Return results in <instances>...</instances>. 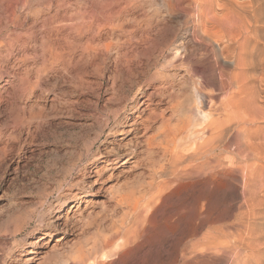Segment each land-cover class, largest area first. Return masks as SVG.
Listing matches in <instances>:
<instances>
[{
	"label": "bare ground",
	"instance_id": "bare-ground-1",
	"mask_svg": "<svg viewBox=\"0 0 264 264\" xmlns=\"http://www.w3.org/2000/svg\"><path fill=\"white\" fill-rule=\"evenodd\" d=\"M107 1L83 0L81 7L85 10L65 14L66 23L53 27L58 33L66 30L62 42L55 51L47 46L51 59L44 61L33 76L34 81L28 74L23 76L27 85L20 87L15 96L18 101L24 96L30 97V91L39 83H50L48 79L54 78L57 65L62 64L65 70L75 66L80 73L107 63L109 53L119 46L103 39V34L117 27L125 31L124 22H120L122 14L107 12ZM188 1L194 3L191 6L194 10L185 14L191 24L184 37L163 39L162 31L152 28L148 14L125 18L133 24L129 31L131 38L135 31H141L136 39L140 47H133L129 54L114 51L111 59L115 73L125 72L127 77L137 81L138 90H142L148 85L145 77L149 68L157 66L161 56L172 47L174 55L167 63L185 67L183 74H176L183 81L185 77L193 78L194 86L188 89L190 95L180 101L177 86L167 80L175 75L174 72L165 73L163 68H155L150 77H158L156 81L159 82L153 92L145 93L146 98L141 102L148 108L147 113L136 115L128 128L122 129V132L139 136L137 143L143 142L145 153L155 156V159L151 156L152 162L146 159L150 163L148 175L142 178L139 172H131L121 185L117 180L114 185L107 186L108 199L120 208L114 222L109 224L110 229L105 233L103 230L108 225L104 228L103 224L104 229L96 230L92 237H84L85 227L76 225L66 240H62L63 236L43 244V250L36 254L41 264L52 263L51 260L61 264H116L125 251L129 252L139 242L151 245L155 242L163 248V240L168 242L165 245L168 248L163 250L165 253H159L157 258H154L157 253L154 254L152 260L144 256L150 261H139L140 264H217L224 255L229 259L227 264H264V0ZM13 3L21 4L24 9L13 12L12 18L0 26V82L5 62L16 55L25 60L28 36L21 30L35 29L40 13L34 9L36 0H15ZM86 5L90 6L89 10ZM162 5L163 11L170 13L173 4ZM189 43L204 48L191 63L186 61L191 56L187 55L191 52ZM54 101L50 100L51 108L55 106ZM45 104V101L40 104L35 100L28 117H41ZM138 161L135 158L127 169L135 168ZM106 168V165L96 166L93 172L98 176ZM226 192L239 197L237 213L213 205L212 199ZM103 207L105 210V205ZM78 213L81 215L79 221L86 216L90 223L100 215L93 209ZM59 217L53 224L66 227L69 217ZM95 221L98 223L97 219ZM237 230L241 231L238 235ZM234 237H238L237 240ZM226 238L229 240L223 244ZM88 244L90 246H86ZM241 247L246 250L241 252L245 253L243 259H240ZM160 255L162 259H158Z\"/></svg>",
	"mask_w": 264,
	"mask_h": 264
},
{
	"label": "rangeland",
	"instance_id": "rangeland-1",
	"mask_svg": "<svg viewBox=\"0 0 264 264\" xmlns=\"http://www.w3.org/2000/svg\"><path fill=\"white\" fill-rule=\"evenodd\" d=\"M13 1L15 0H0V26L12 18L13 12L23 11L24 7L21 4L14 5ZM108 1L109 7L107 6V8L109 10L107 9V12L111 10L112 13L122 14L120 22H124L125 31L117 27L107 29L103 34V39L111 41L113 46L116 44L119 46V48H113L112 52L109 53L107 63L101 64L98 68L89 67L86 72L80 73L75 69V66H70L65 70L62 64L57 65L54 70V78L48 79L50 83L41 82L36 85L30 91V97L24 96L19 101L15 98L22 86L26 84H24L25 77L23 76L28 74L34 81L35 77L33 76H36L44 61L51 59L47 46H51L55 51L58 43L62 42V36L66 30L58 33L53 27L66 23L67 20L63 19L65 14L85 10L81 7L83 0H39V2L36 0V3L39 4H36L34 9L40 11L37 16L38 23L35 29L21 30L28 36L27 43L29 46L25 52V60L23 56L16 55L5 62L6 65L3 67L5 70H3L0 82V98L2 97L0 100V264H41L36 254L43 250V244L46 241L55 242L56 239L63 236L65 237L62 240H66L68 234L79 224L85 227L86 235L84 234V237H92L96 230L101 231L108 225L107 229L103 230L106 233L110 229L109 224L114 222L118 215L117 211L120 210L119 206L115 207L114 202L108 199L110 197L107 196V186L114 185L117 180H119L118 184L121 185L125 177L129 176L128 174L131 172H139L140 176H143H141L142 178H146L150 167L149 162L153 158L155 159L152 153L151 155L145 153L146 147L143 142L137 143L140 139L139 136L135 137L133 133L122 132V129L128 128V124L136 115L147 113L148 108L145 107V103L141 102L146 98L145 93L153 92L159 82L156 81L158 77L150 76H153L152 73L158 67L159 69L163 68L162 71L165 70V73L174 72L175 75H172L173 77L170 75L167 80L171 83L174 82L175 87L177 86L180 101H184L190 95L189 90H192L194 86L193 78L185 77L186 79L184 78L183 81L180 75L176 76L177 73H184L185 67L183 65L178 63L169 65L167 63L172 60L174 55L172 47L161 56L157 66L149 68L148 78L145 77L148 85L143 86L142 90H138L137 81L127 77L125 72L118 71L115 73V66L111 61L114 51H123L122 53L129 54L133 47H140L136 43V39L140 36L141 31H135L134 37L131 38L129 31L133 24L130 21H125V18H140L148 14L152 28L162 31V37L165 35L163 39H179L186 35V29L191 24V20L185 14L193 12L194 8L191 7L194 6L193 2L188 0H181L178 3L175 0H170V2L169 0H167L168 2L166 0ZM162 4L165 6L173 4L174 10L171 12L172 7H170V13H165ZM86 7V10L90 9V6L86 5ZM121 8L123 9L121 10ZM153 16L154 18L157 17V21H154ZM154 22L156 23L155 26L153 25ZM48 27L50 28L48 29ZM45 34L48 35L46 38ZM190 44L193 43L188 45L191 52L187 55L190 56L191 54V56L187 57V62L194 61V58L196 60V57L204 49L203 46ZM43 45L46 46L43 47ZM78 54L79 52L77 56H79ZM228 68L231 67L228 66ZM176 80L179 85H177ZM52 99H55L54 102H56L54 108L50 106ZM35 100L40 104L45 101V113L41 117L38 115L30 118L28 117L32 111L30 107L33 106L31 104ZM156 101L155 98L154 102ZM154 134L156 132H153ZM135 158L139 159L137 166L128 170L129 164ZM146 159L150 161L148 162ZM102 165H106L107 168L102 174L95 176L93 170L96 166ZM232 194L234 193H221V196L212 199L213 205L220 210L224 211L226 208V210L230 209L237 213L239 202L237 198L239 197ZM103 204L105 210L101 208L104 206ZM83 209H93L95 213L97 211V215L100 213V217L96 218L98 223L95 224L96 219L93 221L94 224L90 223L86 216H83L79 221L81 215L78 212L83 211ZM100 210L101 212H99ZM59 215L69 217L67 226L64 228L56 227L53 224L54 220L60 219ZM103 215L107 216L103 219ZM72 218H75L74 220L78 223H74ZM100 218H102L101 223ZM224 219L223 217L222 221ZM69 220L73 224L69 223ZM82 221L84 224L81 223ZM238 231L241 232L237 230L236 235H238ZM230 237L228 238L232 240L233 237ZM228 238L224 239L225 242L222 240V243L228 242ZM234 238L237 240L238 237ZM155 240L158 241L159 239ZM32 241H34L33 244H31ZM164 241L162 242L163 248L155 242L154 245L149 242H147L148 244L139 242L129 249L131 255L127 252L128 250L125 251L119 263L116 264L144 263L147 258L152 260L156 253L154 258H157L159 253L164 254L163 250L168 248L165 246L168 242ZM261 242L263 243V240ZM155 245L158 247L156 248ZM242 248L239 250L240 259L244 258L243 254L246 251ZM242 251L244 252L241 253ZM224 256L218 260L219 264L229 262L228 257L225 256L226 260ZM161 257L162 255L158 259H162ZM134 258L135 261L133 262ZM150 260L146 261L149 262ZM55 261L43 263L61 264L60 261Z\"/></svg>",
	"mask_w": 264,
	"mask_h": 264
}]
</instances>
